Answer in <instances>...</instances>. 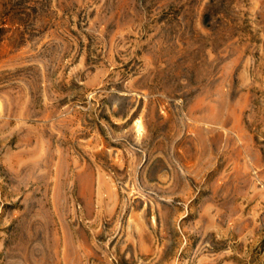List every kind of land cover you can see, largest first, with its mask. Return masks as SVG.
<instances>
[{
	"label": "rangeland",
	"instance_id": "1",
	"mask_svg": "<svg viewBox=\"0 0 264 264\" xmlns=\"http://www.w3.org/2000/svg\"><path fill=\"white\" fill-rule=\"evenodd\" d=\"M0 264H264V0H0Z\"/></svg>",
	"mask_w": 264,
	"mask_h": 264
}]
</instances>
